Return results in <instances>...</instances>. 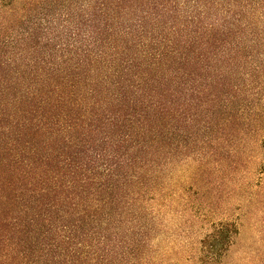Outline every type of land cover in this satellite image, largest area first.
Segmentation results:
<instances>
[{
  "label": "trees",
  "instance_id": "obj_1",
  "mask_svg": "<svg viewBox=\"0 0 264 264\" xmlns=\"http://www.w3.org/2000/svg\"><path fill=\"white\" fill-rule=\"evenodd\" d=\"M252 166L264 0H0V264H223Z\"/></svg>",
  "mask_w": 264,
  "mask_h": 264
},
{
  "label": "rangeland",
  "instance_id": "obj_2",
  "mask_svg": "<svg viewBox=\"0 0 264 264\" xmlns=\"http://www.w3.org/2000/svg\"><path fill=\"white\" fill-rule=\"evenodd\" d=\"M257 167H251L252 174L249 180L252 186L248 191L237 195L233 200L231 199L229 206L224 205L227 212L212 219L214 222L220 220L234 222L239 232L235 237L234 244L224 257L223 264H264V208L256 203V195H254L256 187L253 184L254 181H257L255 173ZM182 223L181 217L179 220H171L169 228L175 232ZM204 223H197L198 231L190 239L191 249L194 250L192 255L199 252L198 243L210 230L211 223ZM200 226L203 228L200 229ZM170 244L171 248L175 250L168 255L171 264H195L187 260L189 258L187 253L175 254L180 252L181 244Z\"/></svg>",
  "mask_w": 264,
  "mask_h": 264
}]
</instances>
